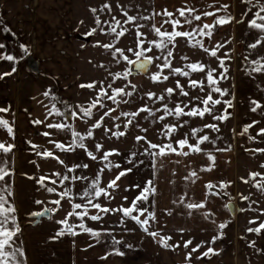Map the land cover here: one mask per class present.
Instances as JSON below:
<instances>
[{
  "label": "snow or ice",
  "instance_id": "snow-or-ice-1",
  "mask_svg": "<svg viewBox=\"0 0 264 264\" xmlns=\"http://www.w3.org/2000/svg\"><path fill=\"white\" fill-rule=\"evenodd\" d=\"M217 2L218 0H213V4ZM242 2L251 5V7L242 14L241 19L236 21L237 23H243L248 12H251L253 8L256 9L252 17L247 20V27L252 31V42L247 44V51L243 56L242 63V70L247 75L253 76L255 74L264 73V0H255L254 4L253 0H242ZM213 4H207L205 6L206 9H213L212 11H201L195 5L187 4L173 11L164 8L162 12L154 13L153 15H160L161 20L159 26H157L156 23L151 25L150 32L153 36L150 39H146L148 33L141 31L144 25L138 23V21L149 20V16H144L140 13L131 15L126 8L120 7L119 10L123 15L121 19H117L115 15H112L111 4L107 2H105L99 10L96 7L91 8V12L96 14L94 19L95 27H92L82 35L92 36L97 33L99 29L100 32H107L112 37L113 41H118L125 33L129 32L131 28H134L136 38L133 45L127 48H122L114 43L102 42L99 40L92 42L93 46L99 45L105 50H109L116 63L118 65H123L122 70L109 73L114 79H120L126 82L122 86H113L111 82L108 85H104L103 81L99 82L98 87L96 81H92L86 85L81 84L80 87L93 89L97 94L96 98L92 99L87 105H73L69 103L67 99L59 97L51 88L42 93L45 98H48L49 103L43 104L42 101H38V103H41L44 107L46 115L43 120L33 118L30 122L37 126L43 125V129L41 130L38 128L37 132L43 137L48 138L47 143L52 145V148H42V146L33 143L30 139L27 140L26 143L31 145V151H34L36 156L44 158L52 157L58 161V163L63 166L64 172L55 171L50 175H41L38 178L29 177V179H34L35 183L39 185L40 188L45 189L46 193L53 194V196L48 201L35 199L33 203L41 205L42 207L40 210H33L27 213V216L37 218L36 222H39L41 217L52 219V214L63 209L62 201L69 206V210L66 211L65 216L56 221L60 227H58L55 234L50 236L49 239L54 240L66 234L76 236L79 234L76 229H79V232L89 234V238L94 241V244H89L88 247H93L95 244L104 241L105 234H107V237L110 239V251L106 252L105 256L100 258L106 259L107 255L112 253L124 255V252L118 247L123 242V237L118 239L116 236L112 235L111 228H94L85 223V218L94 222L103 223L104 217L109 213H120L118 223L124 227L125 231L134 230L128 229L126 226V220L130 219L135 222L144 233L151 236L153 239L159 236L158 243L163 247L173 249L179 247V241L174 244H169V241L172 239L171 236L161 234L166 225L161 226L159 224L155 211V201L153 200L150 203L149 197L157 193V187L154 183L157 176V164H159V168L162 169L164 167L163 158L165 157H171L172 154H175L176 156L187 158L191 154L202 153L211 163H208L206 167H202L201 170L211 171L212 168L215 167V155L203 149L201 145L205 142L215 144L216 139H212L208 134L200 135L199 133H202L204 129L219 132L220 128L218 123H205L202 127H193L189 123L191 118H203L205 114L212 116L214 121H226L232 115L229 109L234 107L233 101L235 100V95L233 94L230 99H225L229 90L220 86L221 80H227L229 78V66L225 63V60H230L232 57L228 55L227 52H225L223 56H218L217 53L220 48H223V44L217 42L215 46L207 47L202 38L208 37L210 39L218 25L229 23L233 21L235 17L228 11V4H222L220 7L216 8H213ZM98 12H107L110 18L102 21ZM217 12H222L223 14L215 15ZM202 17L214 18L212 23H207L201 19ZM104 25L108 27L105 28ZM125 25H129L130 27H125ZM185 25H187V27H185ZM0 30L5 34L11 33L12 36H16V33L2 22H0ZM197 37H201V39H197ZM178 39H185L187 44H191L194 47L198 45L205 53L216 58L218 61V68L221 70L217 71V68H213L200 61L189 62L185 64L184 67L174 66L173 53L174 49L178 47ZM81 47H85V45L82 44ZM17 48L19 49L18 54L15 53V50H10L4 42H0V61H8L12 64L10 72L0 73V79L15 73L17 71V65L31 55V50L28 45L18 42ZM183 59L188 60L189 58L185 56ZM153 64H155L157 70L149 74V67ZM165 70H167V74H165ZM36 71L39 72V69ZM201 72L204 73L203 78H189L193 73ZM141 73L149 75L152 82H165L168 81L169 77H172L174 79V86L165 88L160 94L150 90L144 94L153 105L158 102L160 104L159 108L151 107L149 103L146 102L135 111H121L119 115H114L116 108H118L121 103H128V100L125 98L132 97L134 93L138 91L137 85L134 84L130 78H134L135 75ZM177 77L189 78L187 84L190 88L197 89V87H199V91L204 93V95H190V92L185 89V86L181 84L180 79ZM205 88H207L206 92ZM214 93L217 94L215 97L213 95ZM165 94L168 97L167 102H165ZM176 94L186 97L187 99L173 102L172 98ZM33 99H35V97H33ZM105 101H112L116 107H108ZM169 104L173 106L169 107ZM221 104L224 105L222 110L216 108L217 105ZM249 104L250 111L256 112L260 109L262 110V114H264V105L261 104L259 99H251ZM93 109H96L95 114ZM8 111V107L0 108V113H7ZM25 111L27 110L25 109ZM140 112L147 113L145 119H151L153 124L160 122V128L157 130L158 135L167 137V139L161 140L160 143H154L151 140H147L146 135H137L135 137L136 141L145 140L148 144V147H145L143 153H140V155H146L148 157L150 161L148 166L152 169V178L147 179L143 186L140 183L131 185L132 188L139 189V192L128 202L127 206L119 204L116 207H110V202L115 198L112 192L119 187L117 181L126 173L131 172L132 167H138L140 164H143L144 161L138 160L134 162L132 160V157L137 155L136 152L124 156L123 159L125 162L132 164V167L120 170L113 179H110L107 183H103L102 174L105 167L108 169L113 167L117 169L121 168L120 164H114L113 161L109 159L114 153L120 155L119 151L114 148L103 150V144L96 142L93 145L96 150L94 153L92 150H89L86 143L87 138L93 137L92 130L86 129L85 133L81 134V132L75 129L73 124L67 121L75 120L77 117L81 119L93 118L91 128H100L105 121V117L112 121H121V117H124L126 119L121 121V123L127 128L136 121ZM157 113L160 114L157 115ZM29 116H31L30 113ZM169 116L174 117L175 122L164 123L166 117ZM49 117L53 119L49 120ZM183 117H188L189 120H185ZM121 123L114 124L116 131L106 128V132H111V134L116 137L123 136L125 133L120 131ZM258 123L260 122L253 120L251 123L244 124L241 135L248 134L249 141H256L258 144H264V127H259L254 135L249 133V129ZM185 125L189 126V132L180 133L179 129ZM136 126L141 127L138 122ZM0 128L6 129L7 133L14 141V125L2 115H0ZM142 130L147 133V129ZM68 133H70V138H66ZM174 133L178 138L174 137ZM60 134L64 135L61 136ZM190 136L195 138V143L190 142ZM219 138L220 137H217V139ZM15 147L16 145L14 142H0V156L6 158ZM185 149H187V151H185ZM56 150L65 154H75L77 150L83 151L92 161L97 162L98 168L90 179L85 173V170L89 168L88 163L73 162L69 165L64 159H61L59 155H56ZM225 150L226 149H216V151ZM245 150L251 152L253 155L257 153L264 154V147L257 146ZM96 153H99V155ZM102 161L106 162V164L100 166V162ZM32 162L35 163V161ZM170 162L176 164L180 163L179 160ZM37 167H39V165H37ZM185 167L188 168L189 174L185 175L183 179L195 183V180L199 179L197 171L191 169L189 165H185ZM260 167L264 168V163H262ZM10 173L14 174V169H10L7 166V160L3 159L0 161V264H27L26 249L20 237L22 228L18 210L16 206L8 200L9 196L14 195V181ZM262 175H264V173L259 171L250 173L251 178L255 181V186L258 189L264 190V182L256 180V177ZM241 179L244 178L241 177ZM47 181H51V184L47 183ZM80 181H84L86 186L77 188V182ZM172 183H174V181ZM231 183L232 181L225 180H220L215 184L212 181H208L206 183V189L208 191L204 200H189L185 202V196H187L185 192L177 201H173V203L184 204L186 209L189 210L188 215H191V210L205 209L209 195L220 198L228 195L225 190ZM217 187H219L220 191L214 190ZM125 190L127 191L128 189L126 188ZM37 191H39V189H37ZM241 198L243 200H248L247 196H242ZM122 199L128 201L127 196ZM104 200L109 203H103L102 201ZM224 207L231 210L230 204H225ZM250 207L251 205H249V208ZM150 208L153 210H149ZM90 209H95V213H91ZM245 210L244 208L240 209L241 212ZM165 211H168L169 215L171 214L170 210L166 209ZM202 214L205 218L214 215L210 209L203 211ZM69 218H72V220L70 221ZM256 219H258V217L249 221V223H255ZM77 220L78 223L75 222ZM152 222H156L157 227L150 230ZM213 223H215V221H213ZM224 227H226V223H220L218 225L219 229H223ZM262 229H264V221L260 222L256 227H248L247 231L259 234ZM178 231L183 232L184 229H179ZM222 235L223 233L221 232L220 236ZM217 238V236H213L211 238L212 242L214 243ZM191 243V239L184 241V248H188ZM204 243V241L197 243L191 251L186 253V264H191L190 258L193 252L200 249ZM126 246L131 248L133 245L127 244ZM213 252L214 249L208 247L200 256H208ZM200 256H198L197 259H199Z\"/></svg>",
  "mask_w": 264,
  "mask_h": 264
},
{
  "label": "crops",
  "instance_id": "crops-1",
  "mask_svg": "<svg viewBox=\"0 0 264 264\" xmlns=\"http://www.w3.org/2000/svg\"><path fill=\"white\" fill-rule=\"evenodd\" d=\"M105 2L111 4L112 15H115L117 19H121L123 15L119 10L120 7L126 8L131 15L140 13L149 16V20L138 21V23L144 25L141 31L150 34H152L150 32L151 25L156 23L159 26L161 20L160 15L153 14L162 12L164 8L173 11L181 6L192 4L201 11L213 10L205 7L207 4H213V0H0V22L9 26L16 33V36H12L11 33L5 34L0 30V42H4L10 50H15L16 54L19 53L18 42L28 45L31 50V55L17 65L15 73L0 79V108H9L7 113H0V115L14 125L15 133L13 141L6 129L0 128V142H14L16 145L13 151L7 155L11 159V162L8 161L11 169H14V174H10L14 182L19 180L17 171L22 164V156H25V148L31 149V145L26 143L27 140H32L42 148H52V145L47 143L48 138L37 132L38 128L43 129V125L37 126L30 122L33 118L43 120L46 115L44 107L38 103V101H42L43 104L49 103L48 98L42 95L45 91L42 87L43 82L50 80L59 86L72 82L71 72L75 67L80 45L83 44L78 40V36H84L83 33L95 27L96 14L91 12V8L96 7L99 10ZM254 3L255 0H253ZM222 4L229 5L228 11L235 19L224 25H218L212 37L220 38L229 35L230 53L233 54L232 51H234L235 56L234 60L228 62V65L229 68H237L238 32H252L247 27V20L252 17L256 9L253 8L251 12H248L243 23H237L236 21L241 19L242 14L251 5L243 3L242 0H218L213 4V8L220 7ZM98 14L102 21L110 18L107 12H98ZM221 14L223 13H215V15ZM213 18L202 17L201 19L204 22L212 23ZM241 26L244 28H240ZM104 27L108 26L104 25ZM125 27L130 26L125 25ZM129 32H135V29L131 28ZM92 37L96 41L97 38L111 36L98 29ZM198 38L201 39V37ZM246 43L247 41L244 44ZM11 67V62L0 61V73L10 72ZM35 68L39 69V73L33 71ZM238 84L239 89L244 91V98L240 100L242 129L246 123H251L253 120L259 121L260 123L249 129V133L254 135L259 127H264V114L260 109L256 112L250 111L249 101L259 99L264 105V73L249 76L243 72L238 75ZM52 119L49 117V120ZM241 143H246V147L251 148L264 147V144H258L256 141L247 140ZM213 155L217 159L218 156ZM189 160L190 158H188ZM208 163L211 161H208L205 155L202 156L201 162L188 163L189 166L191 165V169L199 170L198 182L202 184L200 188L199 185L196 187L195 183L188 181L190 189L187 186V190L184 191L187 193L185 202L204 200L208 181H212L214 184L220 180L232 181L230 187L236 182V161L232 160V156H230L229 163L226 164L229 165L226 171L218 162L211 171H202L201 168L206 167ZM189 182L191 183L189 184ZM230 192L232 193V190ZM183 194L171 198L169 197L170 193L161 194V190H157L154 195L159 224L166 225L161 234L171 236L169 244L179 241L177 248L163 247L158 243L159 236L153 239L133 221H128L126 224L127 228L134 229L133 231H125L121 225L120 227H110L106 223H102L96 228H111L112 235L118 239L123 237V242L118 247L124 252V255L112 253L107 255L106 259H101L100 257L110 251V239L107 234H105L104 241L93 247H88L89 244H94V241L89 238V234L79 232L78 229L76 231L79 234L76 236L66 234L53 240L49 237L53 236L60 227L56 222L42 220L34 228V226L29 227L26 221L21 218L19 219L22 228L20 237L26 249L27 264H186V253L201 241L205 243L200 249L193 252L190 258L191 264H258L259 262H261L259 264H264V232L261 236H257L254 232L238 234L235 227L228 224L229 212L224 207V202L216 196L209 195L205 209L191 210L192 214L188 215L189 210L184 204L173 203ZM14 199V195L8 197L9 202L13 204ZM17 207L19 212L21 205ZM166 209L171 211L170 215L168 211H165ZM208 209L214 215L205 218L202 213ZM220 223H226V227L219 229ZM156 227L157 223L152 222L150 230ZM179 229H184V231H178ZM221 232L222 236H220ZM213 236L218 237L214 243L211 240ZM188 239H191L192 243L188 248H184V241ZM237 241L241 243L239 252ZM254 243L259 247H256L255 255L252 248ZM127 244L133 246L128 248ZM208 247H212L214 252L208 256H200ZM198 256H200L199 259H197ZM257 259L260 261L258 262Z\"/></svg>",
  "mask_w": 264,
  "mask_h": 264
},
{
  "label": "rangeland",
  "instance_id": "rangeland-1",
  "mask_svg": "<svg viewBox=\"0 0 264 264\" xmlns=\"http://www.w3.org/2000/svg\"><path fill=\"white\" fill-rule=\"evenodd\" d=\"M240 28H244L241 26ZM148 33V32H145ZM153 34L148 33L146 39L152 38ZM135 32H127L125 35L120 38L118 41H113L112 37H104L97 38L99 41L114 43L119 47L127 48L132 46L135 41ZM200 39V38H198ZM233 39V38H232ZM78 40L85 45V47H80V51L78 52V57L75 61V67L72 70V82L67 85H56L52 83L50 80H45L42 84V87L47 90L49 88L52 89L54 93H56L59 97L67 99L69 103L75 104H85L87 105L92 99L96 98L97 94L93 89H89L87 87H80L81 84H88L92 81L97 82V87L99 86V82L103 81L104 85H108L110 82L113 86H122L126 82L120 79H114L109 73H115L116 71L122 70L123 65L117 64L115 59L111 56L109 50H105L103 47L97 45L93 46L94 38L92 36H78ZM205 41V45L207 47L215 46L217 42L223 44V48H220L218 51V56H223L225 52L228 53L232 58L230 60H225V63L228 65L229 61L234 60V51L233 54L230 53V37L229 35L226 37L220 38H203ZM238 54H237V68H229L228 79L221 80L220 86L222 88H227L229 90L228 95L225 96V99H230L231 96L235 95V100L233 101L234 107L229 109V112L232 115L226 121H214L212 116L205 114L203 118H191L189 120L188 117H183L185 120H189V123L193 127H202L205 123H218L220 128L219 132L212 131L210 129H204L200 135L208 134L212 139H216V143H208L205 142L201 145V147L207 151L212 152V154H216L218 157L215 160V164L217 162L222 166V169L225 171L228 169L229 165H226L230 161V156H232V160L236 161V182L232 184V186H228L225 190L228 195L220 198L224 204H230L231 210L227 209L229 212V225L235 227V231L240 234L243 233H253L248 232V227H256L262 221H264V190L258 189L255 186V181L251 178L250 173L253 171H259L264 173V168L260 167L262 163H264V154L257 153L253 155L251 152L246 151L245 149H251V147H246L245 142L248 140V134L241 135L243 132L242 129V119L240 118V103L241 99L244 98L241 89H239V84L237 85L238 75L243 73L242 63L243 56L247 51V44L252 42V32H238ZM247 41L246 44H244ZM232 45V44H231ZM81 46V45H80ZM82 48V49H81ZM174 66L184 67L185 64L189 62L200 61L207 65H210L213 68H217V71L221 69L218 68V62L216 58L211 57L209 54L205 53L203 49L199 48V46H192L191 44H187L186 40L178 39V47L174 49ZM187 56L189 59L184 60L183 57ZM237 62V61H236ZM229 66V65H228ZM37 68L33 69L36 73ZM156 66L155 64L149 67V74L151 72H155ZM206 71V69H205ZM165 74H167V70H165ZM215 75V73H214ZM204 77V73H193L191 75V79H201ZM237 77V78H236ZM180 79L181 84L185 86V89L190 92V95L203 96L204 93L199 91V87L197 89H191L187 84V80L189 78L177 77ZM132 79V82L137 85L138 91L134 93V95L130 98H125L128 100V103H121L118 108H116V112L114 115H119L121 111H135L144 103H149V106L154 108H159L160 104L157 102L156 104H152L148 101L147 97L144 95L147 91H153L157 94L163 92V90L169 86H174V79L169 77L168 81L165 82H152L149 78V75H145L143 73L135 75ZM241 86V85H240ZM207 88H205V92ZM242 92V94H240ZM214 97L217 94H213ZM242 95V96H241ZM245 95V94H244ZM173 102L177 100H186V97L179 96L178 94L173 96ZM168 101V97L165 94V102ZM108 107H116L112 101H105ZM59 106V105H58ZM172 104H169V107H172ZM99 107V106H97ZM224 105H217L216 108L223 109ZM94 114L96 113V109H93ZM160 113H157L159 115ZM147 113L140 112L139 116L136 118V121L132 125H129L127 128L123 126L121 121L126 118L121 117V121H112L109 118L105 117V121L100 128H91L93 123V118H84L81 119L77 117L75 120H69L68 123L73 124L75 129L81 134L85 133L86 129H91L93 132V137L87 138L86 143L88 145L89 150H92L94 153L96 152L93 147L94 143L100 142L103 144V150L107 149H117L120 155L113 154L109 157L110 160L113 161L114 164H120L121 168L117 169L115 167L108 169L104 168L102 174V182L107 183L110 179H113L120 170L124 168L132 167V164L125 162L123 159L124 156L130 155L132 152H136L137 155L132 157V160L138 161L143 160L144 163L140 164L138 167H132V171L126 173L120 180L117 181L119 185L118 188L113 190L112 194L115 197L109 204L110 207H116L119 204H124V206L128 205V202L132 200L139 192V189L132 188L131 185L140 183L142 186L146 182L147 179L152 178L151 173L152 169L148 165L150 161L146 155H140L143 153L145 147H148V144L145 140L136 141L135 137L145 136L147 140H151L154 143H160L161 140H166L167 137H161L158 135L157 130L160 128V122L152 123L151 119H145ZM139 123L141 127H137L136 123ZM175 122V118L172 116L166 117L164 123ZM121 123L120 131L125 134L121 137H116L111 134V132H106L107 129H111L112 131H116L114 124ZM142 129H147V133H145ZM180 133L189 132V126L185 125L184 127L179 129ZM63 136L64 134H60ZM66 138H70V133L67 134ZM175 138L176 134H173ZM217 137H220L217 139ZM190 142L195 143V138L190 136ZM242 144V145H241ZM216 149H226L225 151H216ZM187 151V149H185ZM99 155V153H96ZM9 155V154H8ZM56 155H59L61 159H64L67 164H72L73 162H83L88 163L89 168L85 170V173L91 179L94 172H96L98 168L97 162L91 160L90 157H87L83 151L77 150L75 154L69 153L65 154L56 150ZM204 154H191L189 157H179L175 154H172L171 157L163 158L164 167L159 168V164H157V176L155 178V186L157 190H161V194L165 192L170 193L169 197H176L184 193L187 190L188 181L184 180L183 177L189 174L188 168L185 165H188L189 162H198L202 160V156ZM9 157V156H7ZM4 157H0V161L3 159L7 160V166L11 169L10 157L7 159ZM188 158L190 160L188 161ZM198 158V159H197ZM22 164L18 167V179L14 182V205L17 207L21 205V210L18 212L19 219L23 218L26 221L29 227L34 226V228L38 225L36 223L35 217H28L27 213L33 210H40L41 205H36L33 203L35 199H40L43 201H48L52 198L53 194L46 193L45 189L40 188L34 181V179H29V177L38 178L41 175H50L55 171L64 172V168L62 165L58 163L54 158H44L36 156L34 151L31 149L25 148V156L23 155L21 158ZM179 160L180 163H171L170 161ZM9 161V162H8ZM32 161H35L33 163ZM106 162H100V166L105 165ZM39 165V167H37ZM191 166V165H190ZM199 176V170H196ZM11 174V173H10ZM243 177L244 179H241ZM256 180L264 182V175L256 177ZM174 181V183H172ZM247 181V182H245ZM47 183L51 184V181H47ZM191 182H189L190 184ZM201 182H198V179L195 180V186L201 188ZM86 186L84 181L77 182V188H81ZM128 189L127 191L125 189ZM39 189V191H37ZM215 191H220L219 187L214 189ZM232 190V193L230 192ZM206 191H208L206 189ZM127 196L128 201L123 200L122 198ZM247 196L248 200H243L241 197ZM155 200V196L149 197V202L151 203ZM103 203H109L104 200ZM63 204V209L58 210L57 213L52 214V219H43L47 221L56 222L59 218H63L66 214V211L69 210V206L67 203ZM249 205L251 207L249 208ZM50 206V205H49ZM18 208V207H17ZM244 208L245 211L241 212L240 209ZM149 210H153L150 208ZM95 209H90L91 213H95ZM120 213H109L104 217L103 223H106L110 227H120L118 223V218ZM255 223H249V221L257 218ZM70 221L72 218H69ZM129 220H126V224H128ZM78 223V220L75 221ZM85 223L88 226L96 228L97 225H101V222H94L88 218H85ZM79 230V229H78ZM264 232V229L261 230L257 236H261ZM240 241V240H239ZM238 243V241L236 242ZM241 243L236 244L239 249L241 248ZM256 243L253 244V254L255 255ZM259 248V247H257ZM259 262L260 260L257 259ZM257 262V263H258ZM261 263V262H259ZM258 263V264H259Z\"/></svg>",
  "mask_w": 264,
  "mask_h": 264
},
{
  "label": "water",
  "instance_id": "water-1",
  "mask_svg": "<svg viewBox=\"0 0 264 264\" xmlns=\"http://www.w3.org/2000/svg\"><path fill=\"white\" fill-rule=\"evenodd\" d=\"M36 219H37V218H36ZM43 219H48V218H47V217H41L40 220H39V222H36V223H37V224L41 223V221H42Z\"/></svg>",
  "mask_w": 264,
  "mask_h": 264
}]
</instances>
